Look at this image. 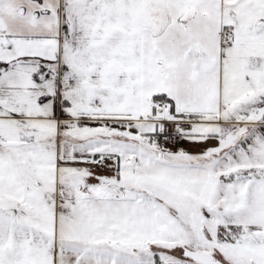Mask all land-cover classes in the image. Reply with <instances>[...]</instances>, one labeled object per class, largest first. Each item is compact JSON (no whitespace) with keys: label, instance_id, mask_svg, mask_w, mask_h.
I'll return each mask as SVG.
<instances>
[{"label":"snow or ice","instance_id":"snow-or-ice-1","mask_svg":"<svg viewBox=\"0 0 264 264\" xmlns=\"http://www.w3.org/2000/svg\"><path fill=\"white\" fill-rule=\"evenodd\" d=\"M0 264H264V0H0Z\"/></svg>","mask_w":264,"mask_h":264}]
</instances>
